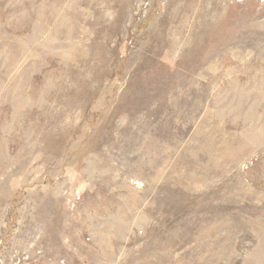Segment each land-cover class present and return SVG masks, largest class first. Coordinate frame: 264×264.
I'll return each instance as SVG.
<instances>
[{"label":"rangeland","instance_id":"374dc122","mask_svg":"<svg viewBox=\"0 0 264 264\" xmlns=\"http://www.w3.org/2000/svg\"><path fill=\"white\" fill-rule=\"evenodd\" d=\"M0 264H264V0H0Z\"/></svg>","mask_w":264,"mask_h":264}]
</instances>
